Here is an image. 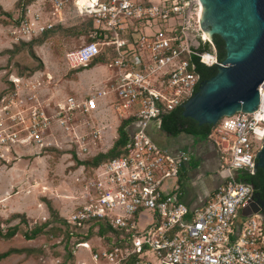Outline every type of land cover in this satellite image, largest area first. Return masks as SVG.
Here are the masks:
<instances>
[{
  "label": "built area",
  "instance_id": "1",
  "mask_svg": "<svg viewBox=\"0 0 264 264\" xmlns=\"http://www.w3.org/2000/svg\"><path fill=\"white\" fill-rule=\"evenodd\" d=\"M69 3L75 17L90 21L91 39L64 54L67 69H84L100 55L110 76L100 88L79 99L68 96L50 110L38 99L39 79L10 74V88L0 97V149H45L52 125L67 130L78 113L88 115L98 109L99 99L112 98L105 108L118 125L127 120L131 128L117 156L75 178L78 192L63 217L77 240L73 247L83 246L92 264H264V220L256 213L239 216L252 188L236 178L255 169L252 160L264 134V80L254 111H238L210 125L204 142L214 149L222 179L201 206L189 208L181 199L180 178L188 152L170 153L150 134L151 125L159 132L160 119L181 109L196 90L199 76L190 57L205 66L220 64L200 29L198 0ZM62 4L52 0L51 14ZM22 21L12 29L18 37L36 36L55 24L41 21L39 12ZM205 42L210 49L200 50ZM88 135L98 138V130ZM80 151L85 152L82 145ZM89 228L107 233L83 239Z\"/></svg>",
  "mask_w": 264,
  "mask_h": 264
},
{
  "label": "rangeland",
  "instance_id": "2",
  "mask_svg": "<svg viewBox=\"0 0 264 264\" xmlns=\"http://www.w3.org/2000/svg\"><path fill=\"white\" fill-rule=\"evenodd\" d=\"M51 1L21 0L17 2L16 0H0V11L7 13L9 16V18L0 16V26L3 28L4 26H10V29H3V31L6 30L7 36L15 39V43L9 47L10 53L12 54L8 56L4 52H0V57L3 61L1 62L2 66L0 68L5 70L1 74V82L3 83L4 79V83H7V86L0 87V97L7 92V87H9L7 77L10 74L24 78L27 77L28 73L29 75L35 73L36 78L41 81L38 88V99L42 100V104H47V109L50 110L53 104H55L54 102H62L68 96H85L87 94L86 92L90 90V88H87L86 83L91 77L90 72H84L85 68L84 71L83 69H67L64 61V54L68 50L74 49L86 41V33H82L80 30V25L82 24L80 18L75 17L69 0H61L63 2L62 8L59 9L57 14H51L53 12ZM29 5H32L35 10L34 12L40 13L41 21L55 23L53 26L54 34L43 36L41 39L42 42L39 44H35V41L40 40V36L38 35H36L37 37H18V33H12V29L18 27L23 22L22 20L25 18L24 14ZM74 23L78 24L75 27V33L71 34L68 32V34H62L58 32L59 27L69 30ZM29 51L34 55L31 56ZM107 62V60H100L95 64L96 67H100V75L104 79L110 76V69ZM72 82L74 87H71ZM111 99H100L103 109L107 110L105 105ZM109 112L112 114L111 110ZM72 120V123L81 126L79 129L83 127L85 131H89L87 122L94 126L97 124L96 117L89 118L86 114L77 115ZM118 122L116 120L113 121V125L116 126ZM153 127L151 125L152 135L154 137L166 139L156 129H153ZM59 129L55 127L50 130L53 139L52 137L48 138L51 143L49 147L45 149H33L30 155H20L24 159L20 164V169L24 168V171L19 170L22 174V180L15 182L14 185L17 186L20 184L23 187H27L29 183L31 184L30 188L32 187V189L27 193V201L28 203L32 202V206H34L36 200L42 199L44 206L42 208L41 205V208L45 210V218H30L29 224L27 222L22 223L21 221L18 222V220H12L10 223L15 222L17 224V231L7 240L0 238V253L11 248H31L35 251L31 254H26L25 252L11 254V256L1 260L0 264H92L86 249L81 247L70 248L68 246L64 240L62 231L57 228L58 223L52 222V217L48 211L49 206L45 203V200L48 201L51 205L50 209L54 211L53 205L55 200L56 202H63L64 200L69 212L72 207L73 197L77 194L79 187V181H76L74 176H72L73 172L70 171L72 168L67 164L71 160L73 146L71 145L70 148L68 145L71 144L69 140L70 135H66L65 131L62 132L63 130L61 131ZM111 131L114 134L115 128L113 127ZM55 143L57 146L54 145ZM63 153L66 155L63 158H58L59 154ZM188 157L190 161L191 158L190 156ZM11 160L14 161V158ZM20 173H17L16 179L20 176ZM41 186L45 187V189ZM13 191L16 192L15 187ZM65 216L60 215L59 217L63 218ZM7 221V219L0 221L1 236L8 229ZM40 223H47L46 228L41 233L33 239L26 240L23 238L22 234L27 233L30 228ZM90 242L92 243L93 240Z\"/></svg>",
  "mask_w": 264,
  "mask_h": 264
},
{
  "label": "water",
  "instance_id": "3",
  "mask_svg": "<svg viewBox=\"0 0 264 264\" xmlns=\"http://www.w3.org/2000/svg\"><path fill=\"white\" fill-rule=\"evenodd\" d=\"M198 4L201 31L210 41L217 35L225 54L214 74L199 80L182 102L180 115L196 125H213L235 112L254 111L258 105L257 88L264 80V0H198ZM261 141L252 161L264 178V134ZM252 206L250 201L240 214L256 213L264 220Z\"/></svg>",
  "mask_w": 264,
  "mask_h": 264
},
{
  "label": "crops",
  "instance_id": "4",
  "mask_svg": "<svg viewBox=\"0 0 264 264\" xmlns=\"http://www.w3.org/2000/svg\"><path fill=\"white\" fill-rule=\"evenodd\" d=\"M34 11L35 10L32 5H29L24 14L25 17L31 18ZM3 29L8 30L10 29V26H4V28L0 26V52L10 50L9 47H11V44L15 43V39H13L12 37L9 38V36H7L6 34L7 31H3ZM1 62L3 61L0 57V67L2 66ZM4 71L5 70H3V68H0V87H4L5 85L7 86V83H4V79L3 83L1 82V74ZM84 72H90L91 75L90 79H88L89 82L87 81L86 83L87 88H90V90L86 92L87 94L93 89L101 87L104 78L100 75V67L98 68L95 64H93L88 68H85ZM29 76H32V78L37 77L35 73ZM71 85V87H74L73 82ZM74 98L79 99L80 96H76ZM97 104H99L98 109L87 115L89 118L96 117L97 124L95 126L91 125L88 122L87 124L89 125V131L92 128L98 130V138L92 139L91 135H88L89 131H85L83 127L82 129H79V127L81 126L75 123L68 124L67 130H63L62 128L59 129V127H57L55 124L51 126V129L57 127L59 130H63L62 132L65 131L66 135H70L69 140L71 141V144L68 145L70 148L71 145H73L72 153L78 160L87 159L99 152L105 153L108 149H110L114 139L117 137L116 128L118 124L116 126L113 125V121H115L116 119L109 112V110L102 108L103 105L100 99L97 101ZM77 115L85 114L78 113ZM113 127L115 128L114 134L111 131ZM159 133L166 139H158L154 137V135L150 134L151 138L158 144L159 147L168 150L170 153H175L182 150L188 152L191 159L190 161H188V164L183 167V171L180 175V178H182L181 199L189 208H196L201 206L204 203L209 191L217 184H219L222 179V174L216 171L218 162L213 147L207 142L192 139L190 136L182 133L177 137L166 136V134H163L160 131ZM82 135H84L83 139H78V137ZM49 137H52L51 134ZM54 145H56V143ZM81 145L85 148V152L80 151ZM33 149L37 148L11 146V148L8 150L0 149V221L5 220V218L10 217L12 214L23 215V219H25L28 224L30 223V218H45V210L42 209L44 206L42 199L36 200L34 206H32V202L28 203L27 201V193H29V191L32 189V187L30 188L31 184L29 183L27 187L24 186L25 190L23 185L18 184L17 186H14L15 182L22 180V174L19 172V170L24 171V168L20 169V164L22 161H24V159L21 158L20 155H30ZM65 155V153L59 154L58 158H63ZM68 157H70V155H68ZM13 158L14 161L11 160ZM73 163L74 162L71 159L67 164L71 166ZM81 170L82 165H78L77 167L72 168L70 171L73 172L72 176L76 178L79 176ZM17 173H20V176H18V178L16 179ZM13 186L16 188V192L13 191ZM41 187L45 189V187ZM65 204L66 202L64 200L63 202H56L55 200L53 208L59 216H65V214H67L68 208L67 206H65ZM239 216L242 215L239 214ZM16 220L17 218L14 219V221Z\"/></svg>",
  "mask_w": 264,
  "mask_h": 264
},
{
  "label": "trees",
  "instance_id": "5",
  "mask_svg": "<svg viewBox=\"0 0 264 264\" xmlns=\"http://www.w3.org/2000/svg\"><path fill=\"white\" fill-rule=\"evenodd\" d=\"M16 1L19 2L21 0H16ZM22 13H23V9H22ZM0 16H4L6 18H9L7 13H5L3 11H0ZM80 22L82 23L80 25L81 26L80 30L82 33H86V41H89L91 39L89 37V31L91 28L90 21L88 19H83V20L80 19ZM78 24H76V23L72 24L71 28L69 30H66L63 27H59L58 32H61L62 34H68V32H70L71 34L75 33L76 31L74 32V30H75V27L78 26ZM52 34H54V28L53 27L48 31L45 30L44 32L38 34V36H40V38H39L40 40L35 41V44L41 43L42 42L41 39L43 38V36L52 35ZM36 39H38V38H36ZM211 42H212L213 46L216 48V52H217L216 57L218 59V62L220 63L224 57V54H225L222 41L218 38L217 35H213L211 37ZM199 49L200 50H207V49H210V47H209V44L207 42H205L204 44L200 45ZM10 52H11L10 50L4 51V53L8 56L10 54H12ZM30 55L32 56L34 54H31V52H30ZM99 60H101L100 55L97 56L93 61H91L86 68H88L89 66L94 64L95 61H99ZM190 62H192L194 64V70L200 78L206 79V78L210 77L211 75H213L215 72V66H205V65L197 62L196 57H190ZM77 70H81V69H77ZM28 75H29V73L27 74V76ZM180 112H181V110H180V108H178V109L171 111L167 115L163 116L160 119V123H159L160 132H162L163 134H169L170 137H177L178 135H181V133H182V134H185V135L192 137L193 139H196L199 141H204L206 138V135L208 134V132L210 130V125H207V124L196 125V122L193 121L192 119L187 118V117H182L180 115ZM127 125H128L127 120H124V121L119 123V125L116 128L117 138L113 142L110 149H108L105 153L99 152V153H97V154H95V155H93L87 159H84V160H78L74 156V154L72 153L71 159L74 163L70 167L75 168L78 165H82V170H83L84 174L89 175L91 173V169L94 166H96L97 164L101 163L104 160H107L109 158L117 156L120 153V147L123 146V144L126 141L127 135H128ZM236 178H237V180L239 179L241 181H245V180L251 181L253 183L255 190H257L259 192L260 198L264 201V191L262 189L263 181L261 178H260V180H258L259 178L256 175H249V174H245V173H238ZM45 203H46V205L49 206L48 211H49L50 216L52 217V219H51L52 222L54 221V222L58 223L57 228L60 229V231H62L65 242L68 244V246L70 248H72L74 243L77 240H75L74 237L72 238L68 234L69 227H68V225H65L63 218H60L58 213L55 210L53 211L52 209H50L51 205L48 201L45 200ZM15 218H17L18 222L19 221H21L22 223L26 222V220L23 219L24 218L23 215H20V214H12L10 217L5 218L8 220L6 223L8 226V229L4 235H2V236L0 235L1 239L7 240L17 231V227H18L17 224L16 223H10V221L14 220ZM46 226H47V223H42V224L40 223L37 226L30 228L29 231L27 233L22 234V236L26 240L33 239L39 233H41L46 228ZM95 233H98V235H104L107 233V230L103 229V228H99L98 230H96V232H94L92 230V228H89L87 230V234L85 236H83V239H88V238L92 237V235H94ZM78 235L79 234L76 233V236H78ZM34 251L35 250H32L31 248H20V249L11 248V249L3 252V253H0V261L11 256V254L24 253V252L26 254H31Z\"/></svg>",
  "mask_w": 264,
  "mask_h": 264
},
{
  "label": "flooded vegetation",
  "instance_id": "6",
  "mask_svg": "<svg viewBox=\"0 0 264 264\" xmlns=\"http://www.w3.org/2000/svg\"><path fill=\"white\" fill-rule=\"evenodd\" d=\"M201 79H203V78H200V77H199L198 81L201 80ZM252 175H256V176L259 178L258 180H260V178L262 179V181H263L262 189H263V191H264V178H263V176H262V174H261L260 169H259V168L255 169V170L253 171ZM246 179H247V178H246ZM244 180H245V179H244ZM243 182L248 183V184L251 186V188H252V198H251V201L253 202L252 209L259 210L260 213H261V215L264 216V206H262V205L260 204V202L256 201V199H259V200L263 201V200L260 198V196H259V192H258L257 190H255V188H254V186H253V183H252L251 181H246V180H245V181H243ZM260 183H261V182H260ZM263 202H264V201H263Z\"/></svg>",
  "mask_w": 264,
  "mask_h": 264
},
{
  "label": "bare ground",
  "instance_id": "7",
  "mask_svg": "<svg viewBox=\"0 0 264 264\" xmlns=\"http://www.w3.org/2000/svg\"><path fill=\"white\" fill-rule=\"evenodd\" d=\"M204 34V33H203ZM205 36V35H204ZM207 37V36H206ZM261 91V90H260ZM81 248L83 247V246H80Z\"/></svg>",
  "mask_w": 264,
  "mask_h": 264
}]
</instances>
